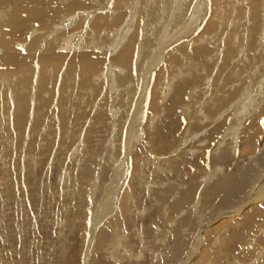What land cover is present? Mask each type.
<instances>
[{"label": "rangeland", "instance_id": "rangeland-1", "mask_svg": "<svg viewBox=\"0 0 264 264\" xmlns=\"http://www.w3.org/2000/svg\"><path fill=\"white\" fill-rule=\"evenodd\" d=\"M0 264H264V0H0Z\"/></svg>", "mask_w": 264, "mask_h": 264}, {"label": "bare ground", "instance_id": "bare-ground-1", "mask_svg": "<svg viewBox=\"0 0 264 264\" xmlns=\"http://www.w3.org/2000/svg\"><path fill=\"white\" fill-rule=\"evenodd\" d=\"M151 3V2H150ZM178 5V3L176 4V6ZM180 5V4H179ZM182 5V4H181ZM183 6V5H182ZM166 7V6H165ZM176 9H178V8H176ZM181 9V8H180ZM138 12V11H137ZM194 12H195V10H194ZM138 14V13H137ZM192 15H193V13H192ZM195 16V15H194ZM196 17V16H195ZM136 18V17H135ZM134 18V19H135ZM188 18V17H187ZM198 18V17H197ZM130 20V19H129ZM197 20V19H196ZM133 21V20H132ZM192 20L189 18L186 22H185V25H187V26H183L184 27V29L186 30H184L185 32H183V30H182V28H181V30H182V32L181 33H176V35L174 36L175 38H174V40H176V39H178V38H180V40L181 39H184V38H190L194 33H195V30L197 29L198 30V28L201 26V25H193V26H197V27H191V25H190V23H192L191 22ZM118 22V21H117ZM134 22V21H133ZM132 22V23H133ZM194 22V21H193ZM197 22V21H196ZM134 25V24H133ZM163 28H165V27H163ZM200 29V28H199ZM120 30V29H119ZM180 32V31H179ZM116 33V32H115ZM129 34V30H128V27H125L124 28V30H123V36H122V38L125 36H127ZM143 34V33H142ZM179 36H181V37H179ZM183 36V37H182ZM122 38L120 39L121 41H119V43L118 44H116L117 46L119 45V44H122ZM135 38V37H134ZM133 40V39H132ZM131 39H130V41H129V43L126 45L127 47L126 48H124V50H123V52L121 53V55H123V56H121L120 58L121 59H119V61L123 64V63H125V65H127L130 61H131V56H130V59H129V55H131L130 54V51H132L131 49L132 48H134V43H133V41H132ZM174 40H172V41H170V42H168L167 44H166V47H165V49H167L168 48V46H170L171 45V43L174 41ZM69 42V41H68ZM67 42V43H68ZM118 48V47H117ZM94 63V62H93ZM100 65V64H99ZM124 65V64H123ZM97 66V63H96V65H95V67ZM111 70V67H109L108 68V71H106V72H109ZM127 77L126 78H124L122 81H124V80H127L128 78H129V74L128 75H126ZM27 78V77H26ZM121 78V77H120ZM184 85V84H183ZM186 86V85H185ZM19 95V94H18ZM21 96V95H20ZM142 99V98H141ZM140 99V100H141ZM143 100V99H142ZM140 102V104H141V102H144V100L143 101H139ZM116 185V184H115ZM126 190V189H125ZM252 196V195H251ZM248 197L249 198V200L247 201V202H251V200L252 199H254L253 198V196L252 197ZM245 205V204H244ZM246 206V205H245ZM120 207V206H119ZM93 243V242H92Z\"/></svg>", "mask_w": 264, "mask_h": 264}]
</instances>
